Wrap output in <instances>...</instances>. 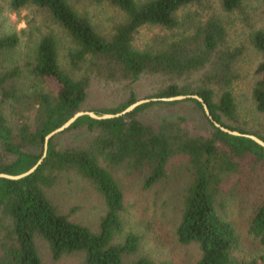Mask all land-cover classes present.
<instances>
[{
    "label": "trees",
    "instance_id": "16d2710c",
    "mask_svg": "<svg viewBox=\"0 0 264 264\" xmlns=\"http://www.w3.org/2000/svg\"><path fill=\"white\" fill-rule=\"evenodd\" d=\"M5 1L11 12L27 6L44 12L66 32L71 46L64 68L56 37L42 34L28 61L32 78L56 84L54 95L20 87L17 80L22 72L17 66L0 73V172L20 174L39 160L45 135L84 109L94 75L130 86L116 106L89 108L98 114L119 112L136 101L131 84L142 75L159 76L164 78L163 85L146 98L197 94L214 120L247 133L224 121L227 118L236 123L232 86L239 77L236 65L244 46L229 44L227 23L212 11L211 1L102 0L122 14L105 33L98 32L90 18L76 11L68 0ZM247 2L219 0L218 4L222 12L231 14L243 12ZM193 5L204 10L186 13L180 21L178 12ZM144 27H156L164 33L138 46L136 35ZM248 41L263 57L255 68L257 78L250 97L255 110L264 114V30H250ZM18 42L17 32L0 34V56ZM195 73H199L196 81L182 83ZM184 102H191L202 114L208 126L205 131L192 134L183 117L157 123L138 118L154 106ZM5 103L12 110L15 127L7 123ZM66 132L81 138L65 146L54 142L55 136ZM250 133L264 141L262 135ZM57 135L49 140L46 155L32 174L17 180L0 178V264H42L36 236L46 241L53 260L80 252L83 264H153L138 255L139 235L124 232V195L114 171L135 175L147 189L167 175L168 163L176 156L183 158L193 179L183 195L175 234L182 244H197L200 257L195 264H264V252L249 259L234 256V227L216 208L226 173L245 167L264 171V147L214 126L197 99L150 101L124 116L99 120L83 115ZM64 171L88 180L102 197L105 211L97 231L70 220L46 196L44 188L52 186ZM248 225L249 233L258 238L264 250V198L253 208Z\"/></svg>",
    "mask_w": 264,
    "mask_h": 264
},
{
    "label": "rangeland",
    "instance_id": "374dc122",
    "mask_svg": "<svg viewBox=\"0 0 264 264\" xmlns=\"http://www.w3.org/2000/svg\"><path fill=\"white\" fill-rule=\"evenodd\" d=\"M68 1L76 11L90 18L98 32L105 33L114 22L122 19V14L116 8L102 0ZM210 1L212 11L227 23L229 44L244 46L243 55L236 65L239 77L232 86L237 104L236 123L227 118H224V121L232 126H240L247 133L255 132L264 137V114L255 110L250 97L251 86L257 78L255 68L263 57L248 41L250 30H264V0H248L243 12L231 14L221 11L219 0ZM197 8L199 11L204 10L198 5H193L178 12V18L184 21V15L195 12ZM13 31L18 33L19 42L14 49L1 54L0 73L17 66L22 72L17 80L20 87L27 91L39 88L54 95L57 91L56 84L53 81H36L28 74L27 65L39 37L52 33L58 41L60 63L66 68V53L71 46L68 35L36 7L27 6L17 12H11L6 1L0 0V34ZM163 33L164 31L156 27H144L136 35L135 44L144 45L149 43L154 35ZM198 76L199 73L192 74L182 80V83L196 81ZM163 82L162 77L142 75L131 87L137 98L142 99L152 96ZM129 89L127 82L105 81L94 75L87 90V101L83 110L114 107L125 99ZM3 113L8 125L15 127L13 113L7 103L3 105ZM179 117L184 118L192 134L208 128L202 114L195 110L191 102L171 106L157 105L138 115L144 123L175 120ZM79 138L81 136L75 132H66L55 136L54 142L65 146ZM114 175L124 195V210L121 213L124 232H133L140 237L138 255L146 256L153 264H195L200 257L197 244H182L178 242L175 234L183 195L193 179L183 158H172L167 166V175L147 189L142 187L138 177L129 175L125 170L114 171ZM219 189L216 208L222 218L234 227V256L249 259L262 254L263 246L258 238L249 233L248 224L253 208L264 198V171L253 168L249 170L246 167L230 171L224 175ZM44 191L57 210L67 214L70 220L85 225L92 231L98 230L105 206L102 197L88 180L72 171H64L58 175L55 183L44 188ZM34 241L42 264H83V255L80 252L53 260L46 241L39 236H36Z\"/></svg>",
    "mask_w": 264,
    "mask_h": 264
},
{
    "label": "water",
    "instance_id": "95a60500",
    "mask_svg": "<svg viewBox=\"0 0 264 264\" xmlns=\"http://www.w3.org/2000/svg\"><path fill=\"white\" fill-rule=\"evenodd\" d=\"M188 98L197 99L201 103L204 114L214 124V126L218 127L222 131L227 132V133L232 134V135L248 137V138L252 139L253 141H255L257 144H259L260 146L264 147V141L261 138H259L258 136L254 135V134H250V133H242V132H239L237 130H231V129L221 125L216 120H214L213 117L211 116L209 110H208L207 104L197 94H180V95H174V96H170V97L142 98V99H137L136 101H134L133 103H131L127 107H125L123 110L116 112V113L98 114L92 110H79V111L75 112L61 126L55 128L54 130L49 132L47 135H45L44 140H43L42 156L39 158V160L32 167H30L27 171L22 172L20 174H7V173L0 172V178L17 180V179H21V178H24V177L32 174L38 168V166L42 162L43 158L45 157L46 152H47V148H48L49 140L52 137H54L55 135H57L58 133L66 130L80 116L88 115L89 117H91L93 119H97V120L104 119V118L119 117V116L126 115L127 113L133 111L137 106H139L143 103H146V102H150V101H178V100H185Z\"/></svg>",
    "mask_w": 264,
    "mask_h": 264
}]
</instances>
